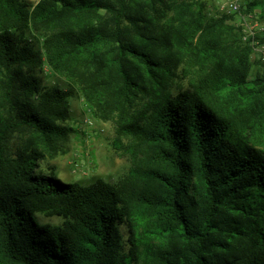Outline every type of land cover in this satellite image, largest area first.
Returning a JSON list of instances; mask_svg holds the SVG:
<instances>
[{"label": "trees", "instance_id": "16d2710c", "mask_svg": "<svg viewBox=\"0 0 264 264\" xmlns=\"http://www.w3.org/2000/svg\"><path fill=\"white\" fill-rule=\"evenodd\" d=\"M206 9L0 0V264H264V73L249 79L253 48ZM75 90L127 143L118 184L40 169L74 131Z\"/></svg>", "mask_w": 264, "mask_h": 264}, {"label": "rangeland", "instance_id": "374dc122", "mask_svg": "<svg viewBox=\"0 0 264 264\" xmlns=\"http://www.w3.org/2000/svg\"><path fill=\"white\" fill-rule=\"evenodd\" d=\"M27 1L35 5L39 0ZM206 13L208 14L207 10ZM229 22L231 23L230 20ZM34 42L41 49L38 38H35ZM251 59L249 79L254 80L256 76L264 73V67L258 62L255 53ZM40 76L45 86H58L65 90L69 88L66 78L53 72L47 64H44ZM182 86L187 88V82L184 81ZM177 89L179 88H176V91ZM63 124L73 128L74 131L63 143V151L53 158L46 156L41 161L40 169L43 172L48 173L51 168H54L58 178L78 181L85 185L98 179L118 184L127 176L133 166L132 156L125 149L126 142L124 146L115 143L116 124L112 120L105 121L94 116L77 90L69 98V118ZM19 140L18 137L14 139V150ZM38 216L44 222L61 223L63 221L59 216H47L43 213H39ZM123 230L126 239L128 238L127 230L126 228Z\"/></svg>", "mask_w": 264, "mask_h": 264}, {"label": "built area", "instance_id": "2783aa9c", "mask_svg": "<svg viewBox=\"0 0 264 264\" xmlns=\"http://www.w3.org/2000/svg\"><path fill=\"white\" fill-rule=\"evenodd\" d=\"M213 17L228 16L264 67V0H203Z\"/></svg>", "mask_w": 264, "mask_h": 264}]
</instances>
